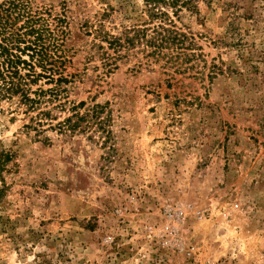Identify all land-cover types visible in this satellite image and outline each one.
<instances>
[{
    "label": "rangeland",
    "instance_id": "rangeland-1",
    "mask_svg": "<svg viewBox=\"0 0 264 264\" xmlns=\"http://www.w3.org/2000/svg\"><path fill=\"white\" fill-rule=\"evenodd\" d=\"M22 1L56 93L0 100V264H264V0Z\"/></svg>",
    "mask_w": 264,
    "mask_h": 264
},
{
    "label": "trees",
    "instance_id": "trees-1",
    "mask_svg": "<svg viewBox=\"0 0 264 264\" xmlns=\"http://www.w3.org/2000/svg\"><path fill=\"white\" fill-rule=\"evenodd\" d=\"M154 16L164 15L158 4L165 3L177 7L178 0H145ZM185 3H190L185 1ZM23 21L18 24L19 21ZM56 42L47 25L40 22V18L31 15L22 0L0 1V100L19 98V102L36 109L48 94L56 93L54 88L32 90L31 86L45 78L52 82ZM58 57V56H57ZM60 57V56H59ZM40 68V71L37 70ZM67 80L60 76L57 82ZM33 94L34 96H31ZM80 102L79 105H83ZM74 106V109L80 106ZM49 115L48 111L41 112ZM78 114V115H77ZM77 120L72 122L71 117L64 120L66 126L75 129L79 121H83L78 112L73 114ZM64 125V124H62ZM11 155L2 151L0 154V171L4 168ZM1 192V189H0Z\"/></svg>",
    "mask_w": 264,
    "mask_h": 264
}]
</instances>
